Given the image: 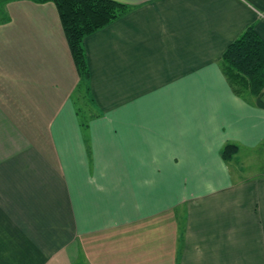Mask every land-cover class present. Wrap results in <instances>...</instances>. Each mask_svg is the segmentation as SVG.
<instances>
[{"label":"crops","instance_id":"0c3cea01","mask_svg":"<svg viewBox=\"0 0 264 264\" xmlns=\"http://www.w3.org/2000/svg\"><path fill=\"white\" fill-rule=\"evenodd\" d=\"M113 1L86 116L53 4L0 13V264H264V88L220 70L264 0Z\"/></svg>","mask_w":264,"mask_h":264},{"label":"trees","instance_id":"16d2710c","mask_svg":"<svg viewBox=\"0 0 264 264\" xmlns=\"http://www.w3.org/2000/svg\"><path fill=\"white\" fill-rule=\"evenodd\" d=\"M9 1L0 0V6ZM36 4L51 3L56 9L59 23L68 45L72 62L85 91L81 99L89 95V69L84 50V39L112 24L130 11V7L113 0H29ZM3 11L0 10V13ZM3 21V20H2ZM5 22L7 20H4ZM220 70L234 95L239 98L258 96L264 88V42L253 27L246 28L239 37L228 45L222 54ZM94 109L91 98H88ZM78 111L88 113L84 105ZM238 147L226 143L220 156L226 163L237 153Z\"/></svg>","mask_w":264,"mask_h":264},{"label":"rangeland","instance_id":"374dc122","mask_svg":"<svg viewBox=\"0 0 264 264\" xmlns=\"http://www.w3.org/2000/svg\"><path fill=\"white\" fill-rule=\"evenodd\" d=\"M12 3H14L13 1H9V2H7V3H4V4H2L3 6H0V10H3V12H2V15H5V14H7V13H5L6 11H5V9H6V7L8 6V5H11ZM1 5V4H0ZM5 11V12H4ZM1 14H0V18H1V16H2ZM78 91H80V90H78ZM83 93H85V91H83V89H82V91H80L79 93L77 92L76 93V96H75V100H76V104H77V106L80 108L81 106L83 107V109H85V106L84 105H88L90 108H91V105H90V102L88 101V95H86V97H85V99L83 100V99H81V97H82V95H83ZM81 95V96H80ZM80 96V97H79ZM78 108V109H79ZM81 115H88V113H83V112H81ZM253 159H254V161L252 162V161H250V163H249V165L252 163V167H251V170H248V171H246V173H254V172H257V171H259V165H261L262 164V160L261 159H263V156L262 155H260L258 152L257 153H255L254 154V156H253ZM231 170V172H233L232 171V169H230ZM252 171V172H251Z\"/></svg>","mask_w":264,"mask_h":264}]
</instances>
